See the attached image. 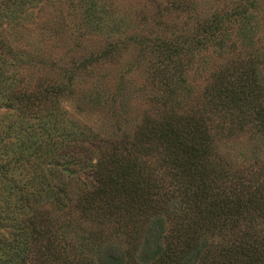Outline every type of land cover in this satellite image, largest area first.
<instances>
[{
    "label": "trees",
    "instance_id": "1",
    "mask_svg": "<svg viewBox=\"0 0 264 264\" xmlns=\"http://www.w3.org/2000/svg\"><path fill=\"white\" fill-rule=\"evenodd\" d=\"M221 29L219 22L204 26L207 37H214L219 47L225 42ZM178 54L177 48H166V60L177 65L167 71L170 64H166L159 71L166 77L175 72L180 78L176 89L166 87V92L173 90L156 107V114L145 118L133 142L106 151L96 164L90 163L92 156L73 154L70 145L78 129L59 107L41 116L39 132L51 131V139L59 138V152L48 146L30 172L33 180L26 177L1 185L0 201L5 205L0 206V264H31L33 258L36 264H104L101 248L109 237L104 225L125 239L121 264H189L196 252L193 264H264V247L247 241L255 234L250 225L255 213L264 212V167L231 171L212 133L216 117L223 124L231 122L232 130L251 123L264 132V83L259 71L263 56L257 52L242 56L200 91L190 83L184 85V73L176 71L181 65ZM65 89L59 81L47 90ZM15 125L13 121L9 127ZM23 130L20 126L17 132ZM12 131L0 129L3 176L11 168L2 158L14 143L7 141ZM23 144L19 143L20 149ZM47 162L50 165L45 167ZM84 170L92 181L78 184L76 176ZM173 198L179 199L180 210L168 207ZM5 219L13 224L3 223ZM84 222L89 230H81ZM167 224L171 227L165 233ZM7 226L10 229L2 233ZM154 231L160 235L155 238L156 249L140 258L139 241ZM216 234L225 239L211 241Z\"/></svg>",
    "mask_w": 264,
    "mask_h": 264
},
{
    "label": "rangeland",
    "instance_id": "2",
    "mask_svg": "<svg viewBox=\"0 0 264 264\" xmlns=\"http://www.w3.org/2000/svg\"><path fill=\"white\" fill-rule=\"evenodd\" d=\"M26 2L0 0V129L13 130L7 141H14L9 155L2 158L11 168L8 176L0 174V187L14 179H32L30 172L42 161L48 146L59 152L60 139H51V131L46 135L39 132L41 116L51 109L59 107L63 117L78 129L71 150L77 157L92 156V164L102 154L106 156V151L133 142L145 118L155 115L156 107L173 90L166 92V87L176 89L180 79L173 71L168 77L159 72L166 64H170L167 71L177 65L166 60L168 47L179 51L181 65L176 71L184 73V85L190 83L204 91L216 82V73L254 52L263 56L259 71L264 83V0ZM217 22L222 26L220 37L225 38L220 47L204 31L205 25ZM59 81L66 85L62 93L47 90ZM219 119L216 117L212 133L218 153L228 161L226 166L234 172L264 167V132L251 123L232 130L231 122L223 124ZM13 121L16 125L10 128ZM20 126L24 130L18 133ZM49 165L47 162L45 167ZM87 173L84 170L76 176L72 172L78 184L92 181L93 176ZM78 184L74 186L79 192ZM178 201L173 198L168 202L171 211L181 209ZM255 216L250 224L255 234L247 241L264 247V212ZM9 220L2 221L9 224ZM80 227L90 229L85 222ZM170 227L167 224L164 232ZM103 228L109 235L101 248L104 264H121L125 239L112 233L109 225ZM4 229L2 233L10 228ZM158 231L162 233V229ZM158 231L141 238L140 258L149 257L156 249ZM209 239L219 243L225 238L216 234ZM98 247H94L96 252ZM198 254H191L189 264ZM31 264H36L34 258Z\"/></svg>",
    "mask_w": 264,
    "mask_h": 264
}]
</instances>
